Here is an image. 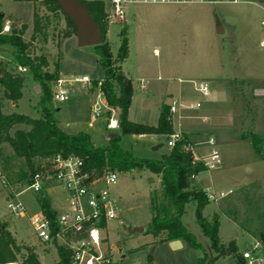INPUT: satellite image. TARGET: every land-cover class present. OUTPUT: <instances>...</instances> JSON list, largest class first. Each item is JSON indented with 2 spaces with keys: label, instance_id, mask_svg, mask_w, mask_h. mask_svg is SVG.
<instances>
[{
  "label": "rangeland",
  "instance_id": "1",
  "mask_svg": "<svg viewBox=\"0 0 264 264\" xmlns=\"http://www.w3.org/2000/svg\"><path fill=\"white\" fill-rule=\"evenodd\" d=\"M42 2L0 0L2 27L7 22L11 30L27 24L23 39L30 41L34 5L40 15L47 14ZM222 5L130 4L125 8L124 21L108 24L107 38L115 59L119 55L124 28L128 38V54L119 64L133 83L129 120L156 126L167 98L176 99L177 111L171 113L174 131L187 128L183 115H197L196 130L200 139L214 137L220 150L218 165L198 175L199 186L232 190L220 200L209 201L202 212L209 219L214 214L220 217L219 235L225 244L221 255L217 256L210 239L197 223L196 207L192 202L185 206L182 220L201 247L181 240L182 247L172 249L169 242H160L147 232L151 196L156 189H160L159 176L149 170H143L134 177L118 171L117 183L107 188L115 201L117 216L107 222L103 231L115 264H200L204 254L207 256L204 264H236L237 257L241 258L244 251H252L254 257L264 259L263 246L259 243L264 231V84L244 80L247 77L246 64L253 61L237 60L236 52L231 45L228 46L239 37L233 36L229 21L221 16ZM47 15L50 16V38L46 43L37 40L34 50L47 56L50 70H54L58 62L59 78L66 80L68 99L58 101L52 95L58 123L66 131L88 132L97 146L106 144L111 134L118 132L117 128H108L107 124L109 117L117 119L119 108L104 109L94 123L89 121L91 105L99 95L100 86H95V82L105 75L99 55L92 46L81 43L77 31L68 38L63 36V31L73 29L64 14ZM223 26L227 28L225 35L219 33ZM259 28L263 33L264 25L260 24ZM257 39L256 51L264 55V46ZM223 45L230 48L236 59H230L221 52ZM0 61L8 70L21 73L24 77L22 97L16 102L8 99L0 86L2 111L6 114L24 113L33 118L41 116L38 106L41 87L27 68L17 67L12 62L11 45L0 46ZM222 73L227 75L224 77ZM84 75L90 79L85 86L74 81L75 77ZM224 79L226 82L222 85ZM141 80H148L146 89L141 88ZM200 83H208L209 96L197 90ZM145 99L150 100V104L148 101L143 103ZM198 102L201 104L199 108L190 107ZM205 116L210 121H203ZM19 127L26 126L19 124ZM254 138L259 143L262 156L254 149ZM169 139L168 134H129L123 138V145L135 157L158 159L170 152ZM192 146L199 156L208 152ZM0 158L4 162L0 167L3 173L0 180V225L7 224L17 245L34 247L42 264H58L60 256L57 247L40 243L28 217H16L7 208L13 192L18 193L16 198L25 204L28 215L42 208L40 196L25 189L28 183L26 179H21L20 172L27 169L24 158L16 157L5 142L0 144ZM50 192L46 201L49 205L55 203L60 207L59 199L57 202L55 198L61 197V187L53 186ZM135 227L144 228V232L132 233L130 230ZM232 240L237 247L235 253L227 251ZM12 262L21 264L20 254L7 264Z\"/></svg>",
  "mask_w": 264,
  "mask_h": 264
},
{
  "label": "trees",
  "instance_id": "2",
  "mask_svg": "<svg viewBox=\"0 0 264 264\" xmlns=\"http://www.w3.org/2000/svg\"><path fill=\"white\" fill-rule=\"evenodd\" d=\"M20 2H36L37 0H15ZM84 3L102 32V43L92 46L99 55V62L105 71L102 80H97L95 86L101 82L100 90L110 107H118L117 117L118 132L111 135L107 144L96 146L90 134L86 131L71 133L60 127L56 118V108L52 102L53 85L59 78V65L55 64L54 70L49 69L50 62L46 55L37 54L34 44L37 40L46 43L49 38L50 16L48 13H62L58 0H43L47 14L40 15L34 5L33 33L30 41L23 39L27 24H22L19 29L2 32V19L0 18V46L9 44L12 47V62L17 67L27 68L41 87L38 106L41 116L33 118L24 113H9L2 111L0 104V144L8 143L16 157L24 158L27 169L20 172L21 179L27 183L39 170L42 157L61 154L63 156H76L84 160L87 170L101 174L106 170L133 173L138 169H148L160 177V189L151 196V220L147 232L156 237L160 242H170L180 239L194 247H201L193 233L189 232L182 220L185 206L192 202L196 207V221L203 233L210 239L211 246L217 256L224 252V242L219 235L220 217L218 214L209 219L203 215V209L209 203L204 190L196 184V177L207 170L204 163L195 159L193 152L185 146L191 145L187 134L182 133V138L172 147L169 154L161 159H148L135 157L123 145V138L129 134H168L175 133L172 123L170 106L165 104L156 126L135 123L129 120L128 111L133 96L132 79L122 70L121 62L128 54V38L126 29L121 32L122 44L118 58L113 57L110 42L107 38L108 22L105 14V4L102 0H91ZM65 15V14H64ZM68 25L73 29L63 31L65 38L76 33L77 28L73 20L65 15ZM0 86L4 88L5 96L18 101L22 97L24 77L21 73L8 70L0 61ZM19 124L26 127L21 128ZM29 128V129H28ZM14 130V133H11ZM258 138V137H256ZM253 146L262 156L258 141L254 138ZM4 162L0 158V167ZM1 171V170H0ZM2 176L3 173L1 172ZM41 206L53 216L50 205L46 199H40ZM261 242L264 251V231L261 233ZM60 261L58 264H70V251L63 246H58ZM227 251L235 253V241L229 243ZM20 254L21 264H42L34 247L17 245L15 239L4 222L0 225V264L17 259ZM206 254L201 258L204 264ZM236 264H245L242 257H237Z\"/></svg>",
  "mask_w": 264,
  "mask_h": 264
},
{
  "label": "built area",
  "instance_id": "3",
  "mask_svg": "<svg viewBox=\"0 0 264 264\" xmlns=\"http://www.w3.org/2000/svg\"><path fill=\"white\" fill-rule=\"evenodd\" d=\"M252 2V0H109L105 6L106 20L109 23L122 22L126 19V6L130 4H222ZM264 23V21H263ZM11 30L9 22L3 25L2 32ZM264 45V41H262ZM74 81L85 86L90 79L87 76L75 77ZM65 79L58 78L54 83L53 99L66 101L69 90L65 86ZM141 87H145L143 81ZM101 82H99V86ZM197 90L206 96L210 95L207 83H200ZM100 95L103 97L100 99ZM198 102L192 104L191 108H199ZM110 106L99 88L98 99L90 108V123H94L103 114L104 109ZM171 113L177 111L176 100H171ZM209 117H203L205 122ZM108 128H117V119L109 118ZM182 138L181 132L170 135L168 145L173 147ZM210 149L205 156L194 153L192 145L185 146L191 150L198 159L204 163L207 170L214 169L221 159L219 148L215 139L208 140ZM118 171L106 170L101 174H95L86 169L84 160L76 156H63L53 154L44 156L39 163V170L31 177V181L25 189L32 190L46 199L51 194L52 187H61L62 193L59 197L60 207L50 205L54 215H49L42 207L39 212L28 215L26 206L18 200V193L13 192L7 202L9 212L16 216H27L30 224L40 243L63 246L70 251V264H115L114 258L106 244L103 231L107 222L116 218L117 211L115 201L111 198L107 189L117 183ZM3 176L0 171V180ZM209 201H217L232 193V190H216L213 187L203 189ZM40 201V200H39ZM241 257L245 264H264V259L254 257L252 251H244ZM9 264H20L12 262Z\"/></svg>",
  "mask_w": 264,
  "mask_h": 264
},
{
  "label": "crops",
  "instance_id": "4",
  "mask_svg": "<svg viewBox=\"0 0 264 264\" xmlns=\"http://www.w3.org/2000/svg\"><path fill=\"white\" fill-rule=\"evenodd\" d=\"M79 1L86 2V1H91V0H79ZM102 1L104 2L105 6L108 4V1L107 2L104 0H102ZM222 4H224V5H222V7L220 8L221 16L223 17V19H227L229 21V25H230V28L232 30L231 33L233 34V36H235L236 38L239 37L236 39V41H233V43L231 42L232 44H230V43L229 44L226 43V44H228V46L231 45V49H233L236 52L235 57H237V60L238 59H245L247 62L253 61L252 64H250L249 62L247 63L248 65L246 64L245 75L247 77L244 80L259 81L260 83L264 84V55H262L258 51H256V48H255V41H256L258 36H259L258 39H260L259 40L260 45L264 46V45H262V41H264V32L261 33L260 28H259L260 24L264 25V23H263V21H264V0H252V2L222 3ZM225 4H233V5L228 6ZM221 30H222V32H221ZM32 33H33V28H32ZM219 33L225 35L227 33V28L225 26L220 27ZM221 52L224 55L229 56L230 59L235 58L233 55V52L230 53L231 52L230 48L225 47V45L222 46ZM123 72L125 73L124 70H123ZM226 75H227L226 73H222V76L225 77ZM129 78H131V77H129ZM141 81H143L145 83V87L144 88L141 87V88L146 89L147 84H148V80H141ZM224 82H226L225 79L222 81V85H224L223 84ZM237 82L238 81L236 80L235 84H234L235 88H236ZM38 92H40V87L38 89ZM92 100L93 99H91V101ZM169 100H176V99H173L172 97H168L167 101H169ZM146 101H148L150 104V100H148V99L143 100V103H145ZM167 101H166V104H167ZM38 112L40 115L39 109H38ZM12 113H15V112H12ZM183 117L185 118V123L187 125V128L185 130H180L177 132L187 134V136L191 142V145H194L195 149H197V150L199 149V151L200 150L209 151L210 145L208 144V140L212 136L207 140L200 139V137H199L200 133L196 130V127H197L196 122L198 121L197 115H183ZM209 121H210V119H209ZM108 122H109V120H108ZM79 131H84V130H79ZM79 131H77V132H79ZM68 132H71V131H68ZM71 133H76V132H71ZM111 135H113V134H111ZM141 135H148V134H141ZM195 138H197V140ZM103 145H105V144H103ZM100 146H102V145H100ZM196 155H198V154H196ZM158 159H161V158H158ZM143 170H148V169H143ZM143 170L138 169L136 172L128 173V174H130L132 177H134L135 175H137V173H141ZM198 175L196 177V184L199 186ZM157 176H159V175H157ZM159 182H160V177H159ZM199 187H201V186H199ZM202 189H205V188H202ZM49 197H51V196H49ZM55 199H57V202H58L59 198L56 197ZM52 201L54 202V200H52ZM52 205L55 206L56 204L53 203ZM150 220H151V218H150ZM130 231L132 233H134V231H132V230H130ZM135 232H138V231H135ZM141 232H144V228H143V231H141ZM108 248L111 251L109 246H108Z\"/></svg>",
  "mask_w": 264,
  "mask_h": 264
},
{
  "label": "water",
  "instance_id": "5",
  "mask_svg": "<svg viewBox=\"0 0 264 264\" xmlns=\"http://www.w3.org/2000/svg\"><path fill=\"white\" fill-rule=\"evenodd\" d=\"M62 11L74 21L81 43L85 46H95L102 43V32L87 6L79 0H58ZM222 32V30H221ZM171 100L167 101L170 105ZM132 231H143L142 227H135ZM172 249L182 247L180 239L169 242Z\"/></svg>",
  "mask_w": 264,
  "mask_h": 264
}]
</instances>
